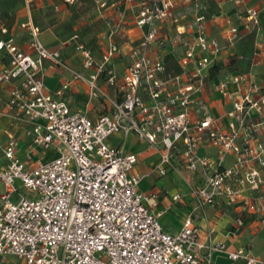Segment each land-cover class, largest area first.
<instances>
[{
    "label": "built area",
    "instance_id": "1",
    "mask_svg": "<svg viewBox=\"0 0 264 264\" xmlns=\"http://www.w3.org/2000/svg\"><path fill=\"white\" fill-rule=\"evenodd\" d=\"M171 6V0H138L133 19L143 34L132 44L131 62L119 77L107 66L116 45L97 61L79 44L82 67L94 69L84 76L43 46L36 26H29L33 53L22 51L0 18V51L8 58L0 83L9 84L0 114L28 125L24 133L30 149L56 151L44 161H33L28 151L24 161L14 136L0 141V264H214L216 253L229 264H264L247 247L231 250L214 240L213 228L201 237L197 225L207 208L223 198L220 213H235L228 233L251 221L264 226V140L259 137L264 134V86L250 70L217 82L215 89L231 105L222 127L197 98L221 46L207 35L204 16L196 14L188 24L192 34L181 42V70L168 71L161 29L172 19ZM225 23L232 44L258 32L259 10L246 7L241 28L229 18ZM255 47L250 66L263 48L261 43ZM44 60L85 82L88 97L103 99L105 110L95 119L71 110L62 97L67 82L49 92ZM100 74L116 88L115 95L98 83ZM229 82L248 84L247 89L233 93ZM131 133L149 147L162 146L154 166L159 174L175 168L171 157L177 155L185 170L201 178L191 184L194 204L175 232L165 230L161 212L152 209L155 195L139 191L145 174L133 171L136 154L108 142L112 135ZM204 144L214 147L215 158L198 153ZM227 155L233 160L223 165Z\"/></svg>",
    "mask_w": 264,
    "mask_h": 264
},
{
    "label": "crops",
    "instance_id": "2",
    "mask_svg": "<svg viewBox=\"0 0 264 264\" xmlns=\"http://www.w3.org/2000/svg\"><path fill=\"white\" fill-rule=\"evenodd\" d=\"M88 1V3H86ZM0 0V18L7 28V33L13 36L16 44L25 53H33L28 47L30 39L29 26L38 27V39L49 50L57 51L61 59L73 70L80 71L84 76L94 72L93 68L82 67V54L77 48L79 44L87 49L95 60H99L109 46L116 45L115 52L107 66L119 77L131 62L130 49L143 34L144 28L134 24V14L138 0ZM172 19L162 27L165 44L161 48L168 71L181 70L178 57L182 51V40L192 34L188 24L196 14L204 16V25L209 37L215 38L221 50L215 57L217 73L206 79L204 89L197 98L201 99L213 116L219 119L222 127L227 126L225 113L230 108V102L215 89V84L226 77L250 70L254 80L264 86V0H171ZM255 6L259 10V30L257 33L243 34L234 43L226 39L225 19L241 28L242 17L246 7ZM257 43L263 48L256 56L255 63L250 66L249 58ZM8 58L0 51V70ZM44 83L49 92H54L67 82L62 97L73 111L84 112L95 119L105 110V102L101 98H89L85 82L72 78L70 70L63 66L44 60L42 67ZM98 83L111 95L116 94V88L107 86L104 74L98 76ZM248 84L228 83V89L237 93L238 88L246 90ZM8 83H0V109L3 108L8 95ZM195 106L191 114L195 115ZM264 118V109L261 115ZM26 123H16L9 115L0 114V141L8 136H14L17 141V155L21 160L27 159L28 151L32 160H49L56 155L53 148L34 150L29 147V139L24 130ZM264 140V134L260 136ZM111 145H123L126 151L134 152L137 161L133 171L145 176L138 184L143 194L153 193L155 205L152 209L161 212L159 217L163 228L175 232L181 228L184 217L194 204L190 192L191 184L201 182L199 174H190L181 165L177 155L171 157L174 169H168L165 174H159L154 166L160 159L163 150L158 144L155 148L134 134L123 136L115 134L109 137ZM198 153L215 158L214 147L204 144ZM232 155H227L223 165L231 164ZM174 195H179L174 199ZM223 206V198H219L215 207L207 208L206 218H200L197 225L200 236L204 237L208 228H213V239L222 240L228 249L247 247L250 251L264 258V226L251 221L240 230L228 233L231 228L234 212L229 210L226 215L219 211ZM214 264H229L223 253L213 256ZM1 264H8L3 262Z\"/></svg>",
    "mask_w": 264,
    "mask_h": 264
},
{
    "label": "trees",
    "instance_id": "3",
    "mask_svg": "<svg viewBox=\"0 0 264 264\" xmlns=\"http://www.w3.org/2000/svg\"><path fill=\"white\" fill-rule=\"evenodd\" d=\"M216 66H217L216 64H213L212 66L209 67V69H208V75L210 77L211 76H214L217 73L218 69H217Z\"/></svg>",
    "mask_w": 264,
    "mask_h": 264
},
{
    "label": "rangeland",
    "instance_id": "4",
    "mask_svg": "<svg viewBox=\"0 0 264 264\" xmlns=\"http://www.w3.org/2000/svg\"><path fill=\"white\" fill-rule=\"evenodd\" d=\"M85 1H87V0H85ZM86 3H88V1Z\"/></svg>",
    "mask_w": 264,
    "mask_h": 264
}]
</instances>
